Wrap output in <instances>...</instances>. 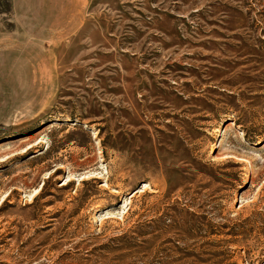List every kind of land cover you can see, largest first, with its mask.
<instances>
[{
	"label": "rangeland",
	"instance_id": "1",
	"mask_svg": "<svg viewBox=\"0 0 264 264\" xmlns=\"http://www.w3.org/2000/svg\"><path fill=\"white\" fill-rule=\"evenodd\" d=\"M60 35L0 0V264H264V0H86Z\"/></svg>",
	"mask_w": 264,
	"mask_h": 264
},
{
	"label": "crops",
	"instance_id": "2",
	"mask_svg": "<svg viewBox=\"0 0 264 264\" xmlns=\"http://www.w3.org/2000/svg\"><path fill=\"white\" fill-rule=\"evenodd\" d=\"M17 28L38 42H51L50 34H71L84 17L86 0H10ZM60 40V39H58Z\"/></svg>",
	"mask_w": 264,
	"mask_h": 264
},
{
	"label": "trees",
	"instance_id": "3",
	"mask_svg": "<svg viewBox=\"0 0 264 264\" xmlns=\"http://www.w3.org/2000/svg\"><path fill=\"white\" fill-rule=\"evenodd\" d=\"M246 222H248V220L244 221L242 224H241V229L244 228V225H246ZM248 224V223H247ZM255 224V223H254ZM261 225H264V223H260ZM238 227H240V225H237ZM255 225H252L251 227H249V229H246V230H243L242 232L240 233H236L234 234L233 236L234 237H242L244 238L245 240H247L254 232H255V228L254 227ZM264 232V231H263ZM258 234L260 235V232H258Z\"/></svg>",
	"mask_w": 264,
	"mask_h": 264
},
{
	"label": "bare ground",
	"instance_id": "4",
	"mask_svg": "<svg viewBox=\"0 0 264 264\" xmlns=\"http://www.w3.org/2000/svg\"><path fill=\"white\" fill-rule=\"evenodd\" d=\"M228 127V126H227ZM43 142V141H42ZM7 143H5V144H0V147H2V146H4V145H6ZM216 159V158H215ZM222 159V158H221ZM63 185H65L66 186V184L64 183ZM38 193H39V190H36L35 192H34V194L31 196L32 198L33 197H35L36 195H38ZM6 196L7 195H5L4 197H3V199L0 201V204L4 201V199L6 198ZM124 204H125V201H124ZM106 215V214H105ZM100 217V216H99ZM106 216H104V218H105ZM102 219V218H101ZM106 219V218H105Z\"/></svg>",
	"mask_w": 264,
	"mask_h": 264
}]
</instances>
